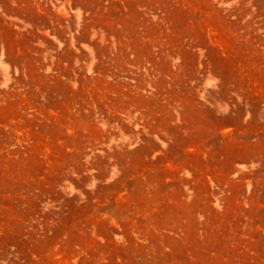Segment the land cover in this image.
<instances>
[{
	"label": "rangeland",
	"instance_id": "rangeland-1",
	"mask_svg": "<svg viewBox=\"0 0 264 264\" xmlns=\"http://www.w3.org/2000/svg\"><path fill=\"white\" fill-rule=\"evenodd\" d=\"M0 264H264V0H0Z\"/></svg>",
	"mask_w": 264,
	"mask_h": 264
},
{
	"label": "bare ground",
	"instance_id": "bare-ground-1",
	"mask_svg": "<svg viewBox=\"0 0 264 264\" xmlns=\"http://www.w3.org/2000/svg\"><path fill=\"white\" fill-rule=\"evenodd\" d=\"M198 138H199V137H198ZM198 138H195V139L191 140V141H190V145L198 147V145H197V140H198ZM253 159H255V156L253 157Z\"/></svg>",
	"mask_w": 264,
	"mask_h": 264
}]
</instances>
